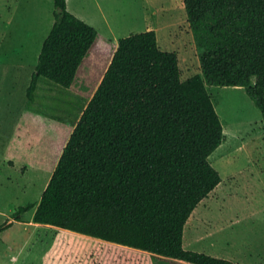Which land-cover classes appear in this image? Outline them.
I'll list each match as a JSON object with an SVG mask.
<instances>
[{"label": "trees", "instance_id": "obj_1", "mask_svg": "<svg viewBox=\"0 0 264 264\" xmlns=\"http://www.w3.org/2000/svg\"><path fill=\"white\" fill-rule=\"evenodd\" d=\"M53 1V23L26 89L69 88L86 61L101 70L70 122L52 119L28 165L51 171L32 221L146 251L180 264H239L184 247V228L221 182L209 156L223 127L207 86L242 87L264 121V0H182L201 73L181 78L178 54L154 30L117 42ZM11 222L0 225V231Z\"/></svg>", "mask_w": 264, "mask_h": 264}, {"label": "rangeland", "instance_id": "obj_2", "mask_svg": "<svg viewBox=\"0 0 264 264\" xmlns=\"http://www.w3.org/2000/svg\"><path fill=\"white\" fill-rule=\"evenodd\" d=\"M137 5L135 0L114 4L123 11ZM53 9L52 0H0V225L13 221L0 231V264L41 263L54 248L58 231L26 223L34 209L19 222L11 213L37 204L51 177L28 165L33 148L51 131V120L70 122L78 116L102 77L84 61L69 88L40 79L35 102H27L36 49L53 23ZM174 10L175 23H161L155 13L152 26L159 46L178 54L185 80L201 73L200 64L182 0ZM207 90L217 114L224 116L222 143L209 156L221 182L191 213L183 244L239 264H264V121L242 87Z\"/></svg>", "mask_w": 264, "mask_h": 264}, {"label": "crops", "instance_id": "obj_3", "mask_svg": "<svg viewBox=\"0 0 264 264\" xmlns=\"http://www.w3.org/2000/svg\"><path fill=\"white\" fill-rule=\"evenodd\" d=\"M135 2H138L137 7L123 11L114 6L115 0H66L67 9L72 14L93 26L101 37L112 40L116 44L120 38L130 34L147 30L156 32L157 29L152 26L155 13L156 18L160 17L161 23L162 21L165 23H173L172 21H174L175 23L177 20L174 9L178 6L180 0H135ZM51 26L52 23L50 28ZM48 33L40 39L35 56L39 54L40 45ZM23 46H25V43L21 45V47ZM35 169L40 170L39 168ZM40 171L52 174L51 171ZM9 221L11 222V220ZM26 223L32 228L53 229L58 231L59 234L54 238V248L51 247L47 254L42 255L43 261L36 264H180L179 261L156 257L146 251L108 242L100 238L34 223L32 216ZM65 241L70 243L65 244Z\"/></svg>", "mask_w": 264, "mask_h": 264}, {"label": "bare ground", "instance_id": "obj_4", "mask_svg": "<svg viewBox=\"0 0 264 264\" xmlns=\"http://www.w3.org/2000/svg\"><path fill=\"white\" fill-rule=\"evenodd\" d=\"M218 114H219V116H220V118H221V120H222V122H224V116H223V114L220 112V110L218 111Z\"/></svg>", "mask_w": 264, "mask_h": 264}]
</instances>
